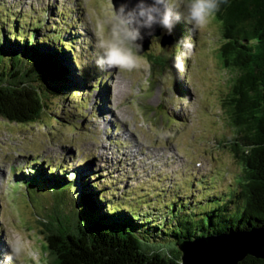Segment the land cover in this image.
Wrapping results in <instances>:
<instances>
[{
    "label": "rangeland",
    "instance_id": "obj_1",
    "mask_svg": "<svg viewBox=\"0 0 264 264\" xmlns=\"http://www.w3.org/2000/svg\"><path fill=\"white\" fill-rule=\"evenodd\" d=\"M109 7V0H0V34L3 27L22 35L42 26L34 32L41 39L52 30L70 41L72 66L87 75L79 92L66 95L39 122L0 120V261L9 250L6 236L20 233L27 243L18 264H50L42 237L28 223L27 206H35L38 190L21 182L38 165L45 174L61 173L70 181L75 171L83 172L115 209L144 222L158 220L162 230L166 220L183 212L204 218L212 203H222L235 189L241 167L226 144L233 133L222 109L233 74L219 62L222 40L215 17L203 31L185 27L194 49L183 71L173 66L179 50L161 46L170 40L162 30L151 37L137 70L101 71L94 32ZM179 25L171 37L179 34ZM163 58H170L169 65ZM165 130L170 135L161 140ZM50 204L47 195L43 207Z\"/></svg>",
    "mask_w": 264,
    "mask_h": 264
},
{
    "label": "trees",
    "instance_id": "obj_2",
    "mask_svg": "<svg viewBox=\"0 0 264 264\" xmlns=\"http://www.w3.org/2000/svg\"><path fill=\"white\" fill-rule=\"evenodd\" d=\"M214 17L222 40L219 62L233 74L222 109L233 133L226 144L241 174L230 197L212 203L204 218L183 212L166 220L162 230L158 220L144 222L115 209L79 170L70 181L61 173L45 174L41 165L32 167L31 178L21 181L38 190L35 206L25 203L31 212L28 223L42 237V252L50 264H180L183 243L251 231L264 234V0H228ZM179 24L177 37L168 35L175 50L176 40L188 38L189 25ZM41 29L22 35L4 27L1 31L0 120L35 124L50 107L62 105L66 95L82 88L79 83L86 74L78 75L72 66L70 41L49 29L37 39L34 32ZM158 63L164 64L160 59ZM47 195L49 209L43 207ZM237 264H264V257L246 256Z\"/></svg>",
    "mask_w": 264,
    "mask_h": 264
},
{
    "label": "clouds",
    "instance_id": "obj_3",
    "mask_svg": "<svg viewBox=\"0 0 264 264\" xmlns=\"http://www.w3.org/2000/svg\"><path fill=\"white\" fill-rule=\"evenodd\" d=\"M228 0H109L110 7L101 18L95 36V64L101 71L118 70L131 73L141 66L143 42L155 36L160 29L172 35L181 21L192 32L203 31L210 20ZM178 53L173 66L183 71L184 62L190 59L194 42L181 38L175 41ZM168 131L160 139L169 137ZM8 252L0 264H18L25 252L27 241L20 233L6 236Z\"/></svg>",
    "mask_w": 264,
    "mask_h": 264
},
{
    "label": "water",
    "instance_id": "obj_4",
    "mask_svg": "<svg viewBox=\"0 0 264 264\" xmlns=\"http://www.w3.org/2000/svg\"><path fill=\"white\" fill-rule=\"evenodd\" d=\"M160 29L156 30L158 36ZM154 36V37H155ZM150 39L143 42L140 55L148 51ZM168 40H163V47ZM180 264H237L246 256L264 257V234L261 231L234 233L219 237L197 239L179 246Z\"/></svg>",
    "mask_w": 264,
    "mask_h": 264
}]
</instances>
